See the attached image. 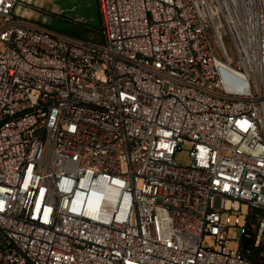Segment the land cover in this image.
Instances as JSON below:
<instances>
[{"label":"built area","instance_id":"2783aa9c","mask_svg":"<svg viewBox=\"0 0 264 264\" xmlns=\"http://www.w3.org/2000/svg\"><path fill=\"white\" fill-rule=\"evenodd\" d=\"M98 4L100 45L0 0V264H255L264 0Z\"/></svg>","mask_w":264,"mask_h":264},{"label":"rangeland","instance_id":"374dc122","mask_svg":"<svg viewBox=\"0 0 264 264\" xmlns=\"http://www.w3.org/2000/svg\"><path fill=\"white\" fill-rule=\"evenodd\" d=\"M43 5L47 14L34 13V20L39 23H48V26L58 32L78 31L84 35L88 29L92 35L87 34L90 42L102 44L101 31L102 19L98 7V0H35ZM86 35V34H85ZM229 43V42H228ZM188 147L182 153H178L176 161L183 166H189L191 160ZM239 232L235 236L236 245L242 242Z\"/></svg>","mask_w":264,"mask_h":264},{"label":"trees","instance_id":"16d2710c","mask_svg":"<svg viewBox=\"0 0 264 264\" xmlns=\"http://www.w3.org/2000/svg\"><path fill=\"white\" fill-rule=\"evenodd\" d=\"M88 33L91 36L92 30L88 29L85 33L86 35H81L78 31H68L66 34L88 42ZM100 40H102V36ZM255 242V237H252L250 240H243L241 245L242 254L247 260L255 264H264V241L259 247H256Z\"/></svg>","mask_w":264,"mask_h":264},{"label":"water","instance_id":"95a60500","mask_svg":"<svg viewBox=\"0 0 264 264\" xmlns=\"http://www.w3.org/2000/svg\"><path fill=\"white\" fill-rule=\"evenodd\" d=\"M43 24L46 25V26H48V23H46V22H44ZM48 27H49V26H48Z\"/></svg>","mask_w":264,"mask_h":264}]
</instances>
